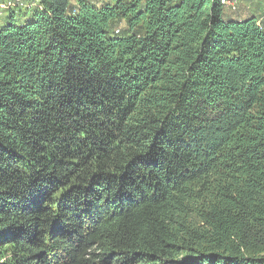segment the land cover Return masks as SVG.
Returning <instances> with one entry per match:
<instances>
[{
  "label": "trees",
  "instance_id": "obj_1",
  "mask_svg": "<svg viewBox=\"0 0 264 264\" xmlns=\"http://www.w3.org/2000/svg\"><path fill=\"white\" fill-rule=\"evenodd\" d=\"M27 2L0 27V264H264V9Z\"/></svg>",
  "mask_w": 264,
  "mask_h": 264
},
{
  "label": "rangeland",
  "instance_id": "obj_2",
  "mask_svg": "<svg viewBox=\"0 0 264 264\" xmlns=\"http://www.w3.org/2000/svg\"><path fill=\"white\" fill-rule=\"evenodd\" d=\"M108 1H111V0H108ZM0 2H1V0H0ZM245 2H247V0H238V8L233 13L234 15L248 14V13H250L251 10H253L254 8L256 10L258 7H262V10L264 9V0H262L261 2H259L258 5H257L256 2H254V5L252 4L250 8L244 7ZM249 3H251V1H249ZM227 9L228 8H226V7L224 8V15L228 13V10ZM14 11H15V13L18 16L16 18V22L18 24H23V23H25L26 21L29 20L30 14H28V12H26V9L25 8H23V7H16L14 9ZM259 11H261V10H259ZM10 14H11V12L9 10L4 9V6L3 5L0 6V27L5 26V25H7L10 22ZM260 16L261 15H259L258 17H260ZM123 24L124 23H121L120 25L116 26L114 28L115 29V32L120 28V30L122 32V35H125L126 34V27Z\"/></svg>",
  "mask_w": 264,
  "mask_h": 264
},
{
  "label": "built area",
  "instance_id": "obj_3",
  "mask_svg": "<svg viewBox=\"0 0 264 264\" xmlns=\"http://www.w3.org/2000/svg\"><path fill=\"white\" fill-rule=\"evenodd\" d=\"M27 3V0H1L0 5L4 7H23ZM221 3L231 11H235L238 8V0H221Z\"/></svg>",
  "mask_w": 264,
  "mask_h": 264
},
{
  "label": "crops",
  "instance_id": "obj_4",
  "mask_svg": "<svg viewBox=\"0 0 264 264\" xmlns=\"http://www.w3.org/2000/svg\"><path fill=\"white\" fill-rule=\"evenodd\" d=\"M249 1H251V3H249ZM247 0V2H245V5H244V7H248V8H250L251 7V5L253 4L254 5V2H256L257 3V5L259 4V2H261L262 0ZM256 6V5H255ZM228 10V12L230 13V10L229 9H227Z\"/></svg>",
  "mask_w": 264,
  "mask_h": 264
}]
</instances>
